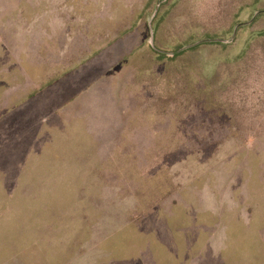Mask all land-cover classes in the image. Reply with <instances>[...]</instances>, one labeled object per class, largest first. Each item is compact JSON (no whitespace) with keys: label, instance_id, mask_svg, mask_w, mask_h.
<instances>
[{"label":"rangeland","instance_id":"rangeland-1","mask_svg":"<svg viewBox=\"0 0 264 264\" xmlns=\"http://www.w3.org/2000/svg\"><path fill=\"white\" fill-rule=\"evenodd\" d=\"M0 264H264V0H0Z\"/></svg>","mask_w":264,"mask_h":264},{"label":"water","instance_id":"water-1","mask_svg":"<svg viewBox=\"0 0 264 264\" xmlns=\"http://www.w3.org/2000/svg\"><path fill=\"white\" fill-rule=\"evenodd\" d=\"M234 37V36H233Z\"/></svg>","mask_w":264,"mask_h":264}]
</instances>
